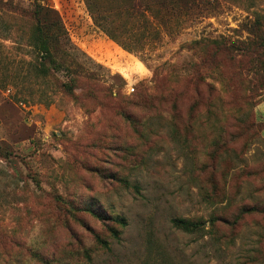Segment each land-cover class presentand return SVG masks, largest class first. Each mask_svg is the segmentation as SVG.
Wrapping results in <instances>:
<instances>
[{
    "label": "rangeland",
    "instance_id": "1",
    "mask_svg": "<svg viewBox=\"0 0 264 264\" xmlns=\"http://www.w3.org/2000/svg\"><path fill=\"white\" fill-rule=\"evenodd\" d=\"M263 101L264 0H0V264H264Z\"/></svg>",
    "mask_w": 264,
    "mask_h": 264
},
{
    "label": "trees",
    "instance_id": "2",
    "mask_svg": "<svg viewBox=\"0 0 264 264\" xmlns=\"http://www.w3.org/2000/svg\"><path fill=\"white\" fill-rule=\"evenodd\" d=\"M51 12L52 9L50 7L45 6L41 3H37L36 9L34 11V15L38 17L37 19L38 24L36 25V30L38 31V36L40 37V45L38 46H39V50L43 52L45 55H50L51 49L54 47V44L57 43V38L59 34L58 33L59 29H56L55 31L51 29V26H56L54 25L55 23L59 24V18L56 19L55 16L53 17L54 19L51 20V18L49 17ZM92 12L94 14L95 20L99 24H102L103 22L102 19H99L100 15L97 13L95 14L94 11ZM40 14L42 16V19L39 17ZM103 28L108 33H110L109 29H107L104 26ZM112 37L120 41L119 37L116 34L112 35ZM120 221L123 222L122 220ZM172 222L176 227L185 231H194L196 229L201 228L205 224V222L202 220H192V219L179 218V217L174 218ZM112 233L115 237L119 236V232L117 231V229H112ZM98 241L105 246L108 245L107 241L102 238H98Z\"/></svg>",
    "mask_w": 264,
    "mask_h": 264
},
{
    "label": "crops",
    "instance_id": "3",
    "mask_svg": "<svg viewBox=\"0 0 264 264\" xmlns=\"http://www.w3.org/2000/svg\"><path fill=\"white\" fill-rule=\"evenodd\" d=\"M259 110L262 112V118H264V101L259 105Z\"/></svg>",
    "mask_w": 264,
    "mask_h": 264
},
{
    "label": "built area",
    "instance_id": "4",
    "mask_svg": "<svg viewBox=\"0 0 264 264\" xmlns=\"http://www.w3.org/2000/svg\"><path fill=\"white\" fill-rule=\"evenodd\" d=\"M132 90H134V88Z\"/></svg>",
    "mask_w": 264,
    "mask_h": 264
}]
</instances>
